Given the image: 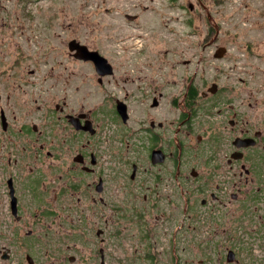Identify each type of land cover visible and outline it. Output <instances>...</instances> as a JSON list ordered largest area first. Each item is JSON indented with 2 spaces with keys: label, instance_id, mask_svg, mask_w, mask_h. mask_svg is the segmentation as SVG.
<instances>
[{
  "label": "flooded vegetation",
  "instance_id": "af4514ba",
  "mask_svg": "<svg viewBox=\"0 0 264 264\" xmlns=\"http://www.w3.org/2000/svg\"><path fill=\"white\" fill-rule=\"evenodd\" d=\"M40 1L0 0V264H264V38L149 0L108 57Z\"/></svg>",
  "mask_w": 264,
  "mask_h": 264
},
{
  "label": "rangeland",
  "instance_id": "374dc122",
  "mask_svg": "<svg viewBox=\"0 0 264 264\" xmlns=\"http://www.w3.org/2000/svg\"><path fill=\"white\" fill-rule=\"evenodd\" d=\"M210 10L211 21H205L203 16H197L191 26L203 27L206 23L213 27L217 24L219 27L218 43L227 47H231L239 41L237 33H245L250 37L264 38V16L256 15V12L264 10V0H202ZM188 2L194 3V7L199 11L196 0H181L165 3V17L170 28L185 29V19L194 17L189 10L185 8ZM151 4L149 0H43L37 6L40 9L39 15L48 12L52 16L55 15L56 23L63 20V13L66 14L64 27L69 30L67 35L79 30L86 29L89 36L99 40V47L108 57L111 54L112 40H104V34L113 32L117 26L124 24L126 19L123 13L136 12L135 6ZM184 7L182 9L180 6ZM106 8H110L108 11ZM187 12V14H186ZM244 13L246 15L244 16ZM175 16L179 17L174 19ZM247 17V18H245ZM141 24L144 27L152 28L158 24V14L152 10L141 11ZM70 23V27L65 24ZM211 23V24H210ZM57 28V25H56ZM154 28V27H153ZM136 29L134 28L133 31ZM90 32V33H89ZM182 33V31H180ZM201 34V33H200ZM258 36V37H257ZM102 38V40H101ZM200 38V35H199ZM217 64V63H216ZM86 109L95 99L82 101ZM184 245H189L184 243ZM189 258V256H187ZM170 264H173L170 262Z\"/></svg>",
  "mask_w": 264,
  "mask_h": 264
},
{
  "label": "water",
  "instance_id": "95a60500",
  "mask_svg": "<svg viewBox=\"0 0 264 264\" xmlns=\"http://www.w3.org/2000/svg\"><path fill=\"white\" fill-rule=\"evenodd\" d=\"M214 28H215V35H214V36L216 37L217 34H218V31H219V27H218L217 24H214ZM71 48H72V47H71ZM222 51H223V48H222V47L219 48L217 55H219ZM217 55H216V56H217Z\"/></svg>",
  "mask_w": 264,
  "mask_h": 264
}]
</instances>
